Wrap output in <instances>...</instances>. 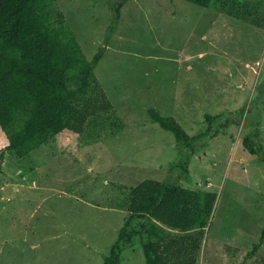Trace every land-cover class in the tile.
<instances>
[{
	"label": "rangeland",
	"instance_id": "obj_1",
	"mask_svg": "<svg viewBox=\"0 0 264 264\" xmlns=\"http://www.w3.org/2000/svg\"><path fill=\"white\" fill-rule=\"evenodd\" d=\"M112 1L55 2L90 59L105 47L95 71L114 114L77 150L51 140L25 158L8 153L0 264H103L131 188L145 179L216 192L198 264H264V244L249 256L264 226V162L243 143L253 136L264 146V27L186 0H128L115 22ZM252 4L264 21V0ZM150 108L190 135L208 129L207 114L219 116L188 173L172 169L188 150ZM7 144L0 128V148ZM120 264H147L139 239Z\"/></svg>",
	"mask_w": 264,
	"mask_h": 264
},
{
	"label": "trees",
	"instance_id": "obj_2",
	"mask_svg": "<svg viewBox=\"0 0 264 264\" xmlns=\"http://www.w3.org/2000/svg\"><path fill=\"white\" fill-rule=\"evenodd\" d=\"M126 1L111 2L115 22ZM186 1L203 7L216 3L222 12L264 27V21L256 17L255 0ZM55 2L0 0V128L8 136V144L0 148V172L8 153L25 158L51 140L60 148L77 150L78 138L85 132L99 134L102 128L96 121L114 114L95 71L105 47L90 59ZM149 113L188 150L172 165V169L188 173L198 144L217 134L212 131L219 116L207 114L208 129L190 135L176 118L163 116L154 108ZM243 143L264 162V146L253 136H246ZM216 200L213 191L145 179L131 188L125 203L128 217L103 264H120L124 250L137 239L147 264H198ZM263 244L264 226L249 256H255Z\"/></svg>",
	"mask_w": 264,
	"mask_h": 264
}]
</instances>
